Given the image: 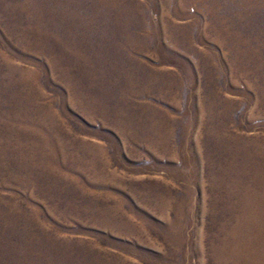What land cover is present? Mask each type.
Instances as JSON below:
<instances>
[{"label":"rangeland","instance_id":"1","mask_svg":"<svg viewBox=\"0 0 264 264\" xmlns=\"http://www.w3.org/2000/svg\"><path fill=\"white\" fill-rule=\"evenodd\" d=\"M0 264H264V0H0Z\"/></svg>","mask_w":264,"mask_h":264}]
</instances>
